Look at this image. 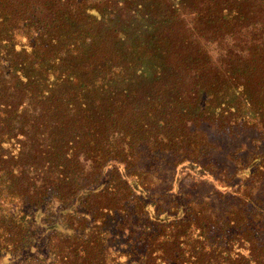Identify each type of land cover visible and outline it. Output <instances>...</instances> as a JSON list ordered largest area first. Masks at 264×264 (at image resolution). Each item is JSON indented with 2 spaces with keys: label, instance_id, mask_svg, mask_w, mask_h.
Masks as SVG:
<instances>
[{
  "label": "trees",
  "instance_id": "16d2710c",
  "mask_svg": "<svg viewBox=\"0 0 264 264\" xmlns=\"http://www.w3.org/2000/svg\"><path fill=\"white\" fill-rule=\"evenodd\" d=\"M208 127L264 139V0H0V264H264V152Z\"/></svg>",
  "mask_w": 264,
  "mask_h": 264
},
{
  "label": "rangeland",
  "instance_id": "374dc122",
  "mask_svg": "<svg viewBox=\"0 0 264 264\" xmlns=\"http://www.w3.org/2000/svg\"><path fill=\"white\" fill-rule=\"evenodd\" d=\"M221 38H225V37H220V38H217L216 40H211L209 47L207 48L210 50L211 56H212L211 58L213 60H215V58H216V60H218V57H220V58L223 57L222 55L224 54L223 51L225 49V43H223V39H221ZM204 130L207 131V133H208L209 141L216 143V145H214V147L219 146L222 149V151H219V152H221L223 155H225V153L228 150H232V149L238 148V147H240V149H241L240 157L243 159L248 158L250 156L249 153H251L253 151V149H255V148H256V153L260 152V151L264 152L263 136L260 134H257L254 131H248V132L244 133L239 139L236 140V142L230 144L228 141H224L223 139L216 137L214 134V133H216V131L213 128L208 127L207 129H204ZM37 214L38 213H36V215ZM36 215H34V216H36ZM37 223H38V221L34 224L36 227L39 228V233H38L39 236L38 237L40 240H42L46 236L47 232L45 233L42 230V228H40L39 224H37ZM41 231L43 232V234ZM37 243L33 246V248L36 247ZM37 248L38 249H36V250L34 249L36 252H39L38 254H36V256H38V257L43 256L46 260V262L45 263L43 262V264H52L51 259L46 256L47 252L43 248H41L39 243H38ZM32 249H27L26 251L21 253V258L26 257L27 252H29ZM0 258H2V255H0ZM2 259H5V257L3 256ZM7 260L9 261V263L7 262V264H12L11 261H13V259L7 258ZM33 260L36 264L37 259L34 257ZM16 261L17 262H13V264H28L29 263V262L26 263L27 260L24 262L23 260L18 261V259H17Z\"/></svg>",
  "mask_w": 264,
  "mask_h": 264
}]
</instances>
